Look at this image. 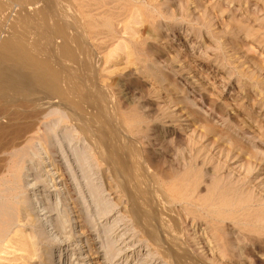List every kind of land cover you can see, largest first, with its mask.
I'll return each mask as SVG.
<instances>
[{
	"label": "rangeland",
	"instance_id": "obj_1",
	"mask_svg": "<svg viewBox=\"0 0 264 264\" xmlns=\"http://www.w3.org/2000/svg\"><path fill=\"white\" fill-rule=\"evenodd\" d=\"M162 2L164 16L158 17L159 21L150 19V22L145 21L147 23L137 26L138 34L143 39L142 48L145 47L146 53H142L141 57L139 54V57L145 58L144 62L142 59L138 62L140 58L133 57L134 61L130 59L132 63L129 66L126 59L120 61V57L117 58L122 53L118 51L114 56L116 65L112 68L108 64L105 66L108 72L103 68L105 71H99L95 76L90 74L81 78L83 85L85 81V88L88 86L87 93L92 97L91 103L98 101L93 105L97 110L99 104L106 102L105 85L108 88V85L119 79L120 72H133L131 78L133 82L136 81L133 84V97L125 100L127 91L123 87L120 88L122 90L118 89L122 96L119 94V97V92H116L119 99L124 98L125 102L122 101L121 106L128 120H132L131 123L119 120L120 125L118 120L113 119V114L106 113H110V118L107 115L110 121L117 122H112L109 128L98 129L106 138L104 146L99 148L78 127L79 120L82 121L84 117L78 114L79 117L74 109L66 105L65 108L61 104L65 109L58 107L54 101L40 118L43 132L41 139L45 138L47 143L42 140L25 141L18 148L16 146L12 151L9 150L7 155H1L0 202L10 194H19V200L28 207L25 204L26 198L36 192V202H39L35 205L36 210L44 218L41 221L37 211L33 210V205V211L28 207L27 217L22 216V221H19L18 215L13 214L15 225L2 243L6 244V240L11 238L20 240L16 231L23 227V234L29 236L27 243L31 239V242L37 241L40 249L34 246L35 255L32 259L25 252L18 251L17 244H13L9 247L10 250L1 253L0 264H39L44 258L43 264H50V249H54L51 257L57 258L55 264H168L146 235L142 219H138L136 215L141 204L152 194L148 182L143 180L137 186L140 189L133 186L126 188V185L123 188L120 184L124 181L120 175L126 176L125 169L132 164L127 158L128 149L125 148L124 151L120 147L131 136L133 138L130 139L140 145V160H143V165H147L144 166L146 170L161 177L163 174L165 179L189 171L191 177L197 180L201 197L210 198L216 187L235 193L243 203L241 214L247 215L245 219L249 223V229L245 233L260 242L264 241V184L258 181L264 169V0ZM12 8L14 12L11 11ZM12 8L1 11L0 17H4L1 19L3 24L0 25L3 27V37L8 35L10 20L13 22L15 17L14 3ZM3 12L10 14L3 15ZM132 34L139 36L133 28L124 37ZM127 67L130 68L126 70ZM113 70L116 71L117 78ZM100 72H105V76ZM108 73H112V77ZM88 88H92L90 92ZM94 96L102 101L93 99ZM67 108L71 110L68 111ZM218 113L220 118L216 116ZM4 120L1 122L5 123ZM127 127L130 130H126ZM125 132L130 135H125ZM40 141L44 144H39ZM118 148L122 152L116 151ZM111 151L118 159L120 153L125 155L127 161L114 159L115 164L111 163ZM31 152L32 158L26 160L27 157H24L22 165L20 159ZM104 153L109 154L105 157ZM46 155L50 158L49 166L40 162L41 156ZM16 162L20 164L22 172L26 167L28 181L30 179L31 182L38 183L35 189H25L23 179H15L13 170ZM53 168L52 173H49L52 175L55 171L53 176L46 173V170ZM12 187L15 189L11 190ZM47 220L51 225L49 229L44 227ZM226 225V237L232 249L227 257L230 260L226 259V262L256 264L258 250L252 251L251 245H248L247 249L240 252L238 246L247 242L246 237L236 235L232 222ZM189 232L198 237V240L205 237L200 235L201 226L198 228L192 225ZM164 233L175 237L170 230ZM80 244L90 258L80 260L77 252ZM260 252L264 257V249ZM24 259H29L31 263Z\"/></svg>",
	"mask_w": 264,
	"mask_h": 264
},
{
	"label": "bare ground",
	"instance_id": "obj_2",
	"mask_svg": "<svg viewBox=\"0 0 264 264\" xmlns=\"http://www.w3.org/2000/svg\"><path fill=\"white\" fill-rule=\"evenodd\" d=\"M13 3L16 6V13H12L15 15L14 18L11 16L13 22L9 19L12 24L11 22L9 23L10 27L8 28L9 32L7 30V36H1L4 32H1L2 26H0V173L2 171L1 155H7L9 150L12 151L11 149L16 146L18 148V145H21L25 141H39L43 139L40 118L46 108L51 107V104L54 101H56L58 107L66 105L69 108L74 109L77 115L79 114L84 117L82 121L79 120L78 127L88 135H86L87 138L89 137L93 140L92 142L99 145V148L106 143V138L101 134L102 132L100 130V133L98 131L99 128L108 127L116 120H118V123H131L132 120H128V117L125 116V112L121 106V102L124 101V98L123 100L118 98V95L120 94L118 89L123 87V89L127 91L125 92L127 93L125 95V100H129L133 97L135 92L133 84L136 83V81L133 82L131 78L133 72H130V70L125 73L120 72L121 74L118 76L119 79L116 80L117 73H115L116 71L114 70L116 69L114 68V76L116 77L114 78L116 81L113 84L110 82L112 85H108V88H106L107 85H105L106 91L103 90L106 92V102H103L104 104H99L97 110L93 105H96L95 102L98 101H93V103H91L92 100L90 101V99H92V97H89V93H87L88 86L86 85L85 88V81H83V85L81 78H83L82 76L84 75L97 74L99 71H102L103 68H106L105 66L107 64L110 65L109 67L111 68L114 67L116 65L114 56L118 51H122V53L119 52L121 55H118L117 58L119 59L120 57V61L126 59L129 62L128 64H130L129 66H131L132 62L130 63V59L133 60V57L139 59L143 56L141 55L142 53L146 54L144 51L145 47H143L144 49L142 48L143 39L138 34L139 31L137 26L147 23L145 21H149L150 19L152 21H159L158 17L162 18L164 16L162 12L164 8L161 6L163 3L162 0H0V16H2L1 11H5L10 7L12 8ZM11 4L12 6H10ZM11 11L14 12V9ZM4 13L5 12H3V15L10 14L8 12ZM2 18L0 17V25L2 23ZM133 28L139 36L132 34L131 36L129 35L130 37H124L125 34H130V31ZM141 59L142 58L137 61L140 62ZM128 68L130 67H127L126 70ZM140 69L142 68L140 67ZM140 69L138 68V70ZM105 72H108L107 68ZM105 72H100V74L103 75ZM109 74L110 73H108V76L112 77L113 74ZM102 75L101 77H103ZM89 77L91 78L92 76ZM97 78L100 77L98 76ZM112 80L114 81V79ZM91 89L88 88V91H91ZM116 92H119L118 95ZM99 96L101 97L102 95ZM94 98H98V96H94L93 99ZM13 106L14 109L12 108ZM63 106L61 108H64ZM69 108H67L68 111L71 110ZM108 112L113 114V119L116 120L110 121V119H108V116L110 118V113L107 114L108 116L106 115ZM214 114L216 113L214 112ZM218 114L219 115L216 116L217 118H220V113ZM2 120H4L5 123H2ZM115 126H118V124ZM126 130L130 129L128 128ZM126 134L127 133L125 132V135ZM131 137L133 138V136ZM130 138L124 140L120 147L123 148L121 150H124L125 148L128 149L129 154L127 155V158L132 162L129 168L126 167L125 169L126 176L120 175L121 178L123 177L122 180H124L120 184L122 186L126 185V188H131L132 186L139 188L137 186L141 184V182L143 183V180L148 182H145V185L146 183L149 185L152 194L146 199L147 201L144 200L145 202H143V199L145 198L141 199L143 202L141 204V209H138L137 212H135L137 213L136 215L138 219H142L141 221L144 223V231L146 232V235L151 241H153L152 244L155 245L158 251L162 253L160 255L165 257V259H163L165 262H171L172 264H229L226 261L230 260V258L227 259V257L231 254L232 249L231 243L226 237V231L228 228L226 224L232 222V227L235 229L234 232L236 235H243L246 237L247 241L238 246L239 251L241 252L247 249L249 247L248 245H251L250 247H252V251L255 249L258 250V253L255 256L256 262L259 264L264 263L263 254H260V251L264 249V241L260 242L248 235V233H245V231L249 229V223L245 219L247 215L241 214V208L243 207L241 198L239 200L235 193L231 194L216 186V188L212 190V196L210 198L201 197L199 195L197 180L191 177L189 171L188 173L185 172L184 174H179V176L174 178H172L171 175L169 177L170 179H165L163 178V174L161 177L146 170L147 168L145 169L144 166L147 165H143V160H140V145ZM44 142L47 143L46 141ZM44 142L42 143L44 144ZM40 143L41 141L39 144ZM44 149L46 152V148ZM116 151H120L119 148ZM15 152L17 153V151ZM111 153L112 154H109L112 155L109 157H113L111 163H114V159L117 161L120 159L127 161L125 155L121 153L119 155L117 154L120 158L118 159L117 156L115 157L113 155L112 151ZM32 154L33 153L31 152L28 156L23 155V157L21 156L22 158L20 157L21 159L18 158V160L20 159V163L22 164L25 160L24 157H27L26 160L31 159ZM107 155H105V157ZM49 159V155H46V157L41 156L40 162L45 166H49L51 165ZM106 159L107 158H105V160ZM23 170L24 171L22 172L20 164L16 162L13 170L16 177L15 179L22 178L25 189H35L38 183H34L35 181L31 182L30 179L28 181L26 167H24ZM53 170L54 168L48 169L46 170V173H52ZM13 173L11 174L14 175ZM122 173H124V171ZM53 174L49 175L53 176ZM118 176L117 179L119 180ZM258 181L261 182L262 185L264 184V169L262 175L259 176ZM50 184L51 183H49V185ZM14 189L15 188L12 187L11 190ZM5 194L7 193L5 192ZM36 196L37 193L34 192L26 198L25 204H27L30 209L33 205V210L37 211L36 214H38L41 221H43L42 219L44 217L40 215L41 212L36 210L37 208L35 205L36 203L39 204V202H36ZM128 196L131 197L130 194H128ZM19 197V194H10L5 199L3 198L5 201L3 200V202H0V260L1 253L10 250L9 247L13 244H17L19 246L18 251L25 252V254L32 259L35 255L33 252L34 246L39 247V242H31L32 239H28L31 243H27V238H29V236L25 235L26 233L23 234L25 231V228L23 227L16 231V234H19L18 236L21 237L20 240H12L11 238L8 241L6 240V244L2 243V241L5 242V237L8 236V233L15 225V217L13 218V214L18 215L20 219L19 221H22V216H26V213L29 212L28 207H25L26 205H24L23 201L19 200ZM48 222L49 221L47 220L44 227L49 229V226L51 225L50 223L48 224ZM42 223L44 225V222ZM192 225H195V227L197 226L198 228L201 226L202 233H200V235H204V239L201 240L199 238L200 240H198V237L196 238L193 236L194 234L192 235V233L189 232ZM230 227L231 226H229V229H231ZM168 230H170V233L173 232L175 237H171L170 234L168 236L164 233ZM50 231H52V229ZM46 232L48 234L49 230ZM2 237H4V239H2ZM258 242L261 243V246H259ZM38 249H40V247ZM77 252L78 256H80V260H85L91 257L82 250L81 244ZM53 253L54 249H50L48 253V262H50V264H55L57 259L56 257L52 258ZM59 258H61V256ZM45 259L46 258H44L43 261L41 260L42 262L39 261V264H43ZM25 260L27 263H31L28 261L29 259H24V261ZM151 260L153 261V259ZM56 264L59 263L57 262Z\"/></svg>",
	"mask_w": 264,
	"mask_h": 264
}]
</instances>
